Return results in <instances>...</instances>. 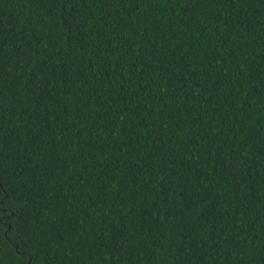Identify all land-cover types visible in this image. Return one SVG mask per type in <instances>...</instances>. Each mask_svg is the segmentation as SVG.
<instances>
[{"label":"trees","instance_id":"trees-1","mask_svg":"<svg viewBox=\"0 0 264 264\" xmlns=\"http://www.w3.org/2000/svg\"><path fill=\"white\" fill-rule=\"evenodd\" d=\"M0 264H264V0H0Z\"/></svg>","mask_w":264,"mask_h":264},{"label":"snow or ice","instance_id":"snow-or-ice-1","mask_svg":"<svg viewBox=\"0 0 264 264\" xmlns=\"http://www.w3.org/2000/svg\"><path fill=\"white\" fill-rule=\"evenodd\" d=\"M0 51H2V49H0ZM0 75H3V73H2V72H0Z\"/></svg>","mask_w":264,"mask_h":264}]
</instances>
